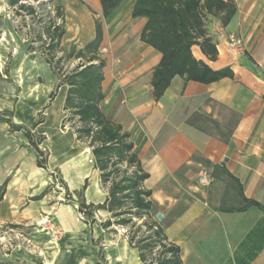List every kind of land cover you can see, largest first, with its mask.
<instances>
[{"label":"crops","instance_id":"0c3cea01","mask_svg":"<svg viewBox=\"0 0 264 264\" xmlns=\"http://www.w3.org/2000/svg\"><path fill=\"white\" fill-rule=\"evenodd\" d=\"M233 1L236 12L226 26L218 17L205 21L216 43V58L208 60L197 45L192 47L196 59L214 69L228 66L233 77L203 84L175 76L158 99L151 96L150 78L160 53L140 40L145 19L132 17L134 0H122L107 18L99 0H79L94 12L89 16L73 11L68 40L74 44L91 40L94 20L101 22L100 47L106 50L99 54L105 61L100 109L131 133L137 157L149 174L144 186L151 189L155 211L166 222L164 233L179 246L184 264H264V213L256 206L224 211L243 204L239 191L264 206V0ZM228 34L240 37L241 47L229 48ZM66 90V85L58 88L34 129L44 137L41 147L48 151L49 170L58 171L64 184L36 165V154L22 132H9L0 122V184L7 180L0 224L22 227L50 219L57 230L54 243L47 239L38 253L14 245L0 262L142 264L124 236L116 246L105 240L103 262L96 238L69 201H76L74 191L85 179L86 203L103 202L107 187L88 162L90 148L77 149L73 128H61ZM10 102L6 92L0 93V110H11ZM13 120L23 124L14 114ZM202 169L213 177L206 187L196 178ZM45 189L41 198L33 199Z\"/></svg>","mask_w":264,"mask_h":264},{"label":"trees","instance_id":"16d2710c","mask_svg":"<svg viewBox=\"0 0 264 264\" xmlns=\"http://www.w3.org/2000/svg\"><path fill=\"white\" fill-rule=\"evenodd\" d=\"M9 1L11 4L18 3V0ZM121 1L99 0L103 18H107ZM18 7L30 15H38V10L30 4L21 3ZM55 11L56 16H48L37 30L43 60L57 79L49 98L51 101L56 96L60 86H67L63 101V109L67 114L62 119L61 128L70 123L75 141L90 148L100 183L107 187L103 202L86 203L83 193L88 181L85 179L80 188L74 191L77 201L72 198L69 201L76 204L89 232L96 223V212H107L108 216L100 222L101 228L113 232L116 228H122L123 236L137 250L142 264H184L179 246L170 242L164 233L166 222L156 218L155 205L151 200L152 191L144 186L149 174L137 157L131 133L124 131L118 122L108 118L100 109L99 103L104 97L101 83L105 65L98 53L102 41L101 22L94 20V37L83 46L71 44L63 47L61 41L66 32L64 14L59 4L55 6ZM235 12L233 0H134L132 17L145 19L140 40L160 53L159 62L153 68L150 78L153 99L163 94L175 76L203 84L233 77L234 73L228 66L214 69L206 61L196 59L192 47L197 45L208 60H214L217 47L208 35L205 21L209 16L218 17L220 23L226 26ZM28 49H33V46L29 45ZM69 61L75 64L65 70L63 65ZM7 74L8 69L5 68L4 75ZM48 103L43 106L44 109ZM42 121V118H37L27 127L13 120L12 110H0V122L8 125V131L22 132L27 139L28 148L36 154V165L54 176L57 183L64 184L58 171L49 170L48 152L41 147L44 137L34 131ZM6 185L7 180L0 184V201ZM47 191L45 189L33 199L41 198ZM239 193L243 204L224 211H244L250 206H256L264 213L261 203L246 198L242 191ZM9 227L18 228L20 225L9 224Z\"/></svg>","mask_w":264,"mask_h":264},{"label":"rangeland","instance_id":"374dc122","mask_svg":"<svg viewBox=\"0 0 264 264\" xmlns=\"http://www.w3.org/2000/svg\"><path fill=\"white\" fill-rule=\"evenodd\" d=\"M21 3L34 6L38 10V15H30L20 9L18 6ZM58 4L62 8L67 29L61 45L69 47L74 44L68 40L74 28L73 11L79 9L83 12L82 15L88 16L94 13L89 11L87 6L81 5L79 0L63 2L60 0H18L17 4H11L9 0H0V93H7L8 98L12 100L10 103L14 116L27 127H30L37 118H44L42 106L50 102L51 89L57 82L55 75L41 55L37 30L48 19V16H56L55 6ZM57 20L60 19L57 18ZM29 45L33 46V49H28ZM75 45L81 47L82 44L76 43ZM74 64V61L65 62L63 68L69 70ZM5 68L8 69L7 76L4 75ZM47 86L53 87L48 91ZM66 126L71 128L70 123ZM76 148L84 152L85 148L89 147L77 143ZM95 218L96 223L91 226V234L96 238L100 250L99 258L104 262V247L108 245L105 240H112V246L118 245L123 239L124 230L122 228H116L114 232L102 230L100 222L105 215L101 211L96 212ZM50 222V219H40L18 228L9 227V224H0V257H4V254L14 245L36 250L38 253V247L44 248L47 239L54 243L57 233L50 231ZM43 251L40 250V253L43 254ZM34 264L40 263L36 261Z\"/></svg>","mask_w":264,"mask_h":264},{"label":"built area","instance_id":"2783aa9c","mask_svg":"<svg viewBox=\"0 0 264 264\" xmlns=\"http://www.w3.org/2000/svg\"><path fill=\"white\" fill-rule=\"evenodd\" d=\"M241 45H242V39L240 37H238L234 34H228L227 46L229 48L236 49V48L241 47ZM105 50H106V48L99 47L98 53L100 54L101 52H104ZM88 162L93 164V162H94L93 157H89ZM196 178H197L198 183L204 187L208 186L213 180L212 175L207 170H204V169L197 172ZM50 231L53 233H57L56 228H53L51 223H50Z\"/></svg>","mask_w":264,"mask_h":264},{"label":"water","instance_id":"95a60500","mask_svg":"<svg viewBox=\"0 0 264 264\" xmlns=\"http://www.w3.org/2000/svg\"><path fill=\"white\" fill-rule=\"evenodd\" d=\"M156 218H157L158 220H161V219H162V215H161L160 213H156Z\"/></svg>","mask_w":264,"mask_h":264}]
</instances>
